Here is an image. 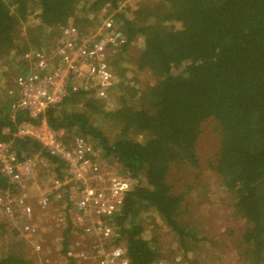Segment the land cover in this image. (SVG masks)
I'll return each instance as SVG.
<instances>
[{"label":"trees","instance_id":"1","mask_svg":"<svg viewBox=\"0 0 264 264\" xmlns=\"http://www.w3.org/2000/svg\"><path fill=\"white\" fill-rule=\"evenodd\" d=\"M123 1L0 0V63L13 52L27 51L17 47L15 33L30 15L37 14V31L45 32L79 23L91 27L96 17H87L104 10L102 18L111 16L125 38L108 57L116 90L105 100L87 97L84 90L72 92L61 105L47 109L44 120L50 129L93 138L94 148L117 164L121 176L136 180L108 218L115 230L113 243H124L129 264H155L160 255L142 237L140 219L147 213L158 217L184 249L186 239L200 242L182 220L184 212H191L184 208L185 194L171 184V172L199 168V134L212 122L217 149L205 168L234 195L235 213L245 223V261L264 264V0H153L131 16L127 7L118 10ZM9 64L22 67L20 74L32 68L21 57ZM145 71L153 80L141 89L136 76ZM5 94L9 99L0 101V142H11L19 158L43 155L60 177L64 162L46 155L37 141L15 138L18 126L29 120L23 111L13 110L14 98ZM107 101L115 103L112 110H105ZM94 114L103 116L111 133L91 123ZM184 187L186 194L199 193L198 183ZM7 188L0 176V194ZM2 227L4 223L0 237ZM65 228L69 233L70 226ZM11 230L20 241H12L15 249L0 264H31L21 251L25 238Z\"/></svg>","mask_w":264,"mask_h":264},{"label":"built area","instance_id":"2","mask_svg":"<svg viewBox=\"0 0 264 264\" xmlns=\"http://www.w3.org/2000/svg\"><path fill=\"white\" fill-rule=\"evenodd\" d=\"M94 28L99 29L98 35L93 28L61 27L51 51L25 52L21 59L32 68L17 75L7 90L15 101L13 110L23 111L29 120L18 126L15 138L37 141L46 155L65 164L63 176H45L38 185V169L49 167L44 156L37 153L19 158L11 142H0V176L8 183L0 197V213L6 222L16 224L17 229L12 228L24 240L38 238L32 250L43 258V264L48 259L42 253L36 211L47 212L51 202L64 194L70 202L66 223L88 245L84 250L69 248L66 257L81 263L129 264L125 249L113 243L115 230L108 218L120 208L123 193L136 180L109 175L97 161L93 146L82 138L66 141L62 131L50 129L43 118L47 109L61 105L72 92L84 90L98 100L110 95L114 84L108 57L125 38L111 16H101Z\"/></svg>","mask_w":264,"mask_h":264},{"label":"rangeland","instance_id":"3","mask_svg":"<svg viewBox=\"0 0 264 264\" xmlns=\"http://www.w3.org/2000/svg\"><path fill=\"white\" fill-rule=\"evenodd\" d=\"M10 1V0H9ZM152 3L153 0H124L119 4L118 10H124L126 7L129 9L127 12L130 16L132 12L145 3ZM147 4V3H146ZM88 8V6H86ZM104 10H101L98 14H91L88 19H92L95 15L96 20L92 21V26L88 28H81L87 23H79L77 28L82 30H90L93 28V34L99 33L98 28H94L98 22V19L102 16ZM114 13V12H112ZM37 14L30 15L26 22H22L16 30L15 44L17 47H25L26 52L34 51H51L55 44V38L59 31L57 29H50L45 32L37 31L35 25L38 24L36 19ZM84 11H79L78 16L82 18ZM93 15V16H92ZM72 23V20L70 21ZM95 23V24H93ZM85 27V26H84ZM92 34V35H93ZM139 42V41H138ZM140 44V42H139ZM15 53V54H14ZM24 54V53H23ZM20 51L9 54L7 58H4L0 63V101L9 99L5 93L12 86V82L17 75L22 71V67L19 68L16 65L9 64L10 61L15 60L20 62ZM8 64L7 66H3ZM24 68V66H23ZM146 73L135 74L138 79L137 87L144 88L147 84L151 83L153 77L150 76L149 71ZM114 81V78H113ZM120 81V80H119ZM113 84H115L113 82ZM114 85L112 86L113 90ZM115 89V88H114ZM116 90V89H115ZM114 90V91H115ZM113 91V94H114ZM87 97H91L88 95ZM93 98V97H92ZM13 100V99H12ZM115 104V103H114ZM113 102L107 101L105 104V110H112L115 105ZM79 110H82L83 104L80 102ZM91 123L98 126L104 133L109 134L108 125L105 124L103 116L92 115L90 119ZM64 138L67 135L73 142L76 138L84 139L91 147H95V140L87 136L85 138L71 133H64ZM108 138L112 139L109 135ZM142 137H137L136 141H142ZM217 149V136L214 130L212 122L206 123L201 128L199 134V141L197 144V156L200 161L199 168L185 167L179 170L176 168L171 172V184L181 193L185 194L184 208L187 207L191 213H183L182 220L189 222L188 230L199 241L193 242L190 239H186L187 247L184 249L178 240V237L168 229L161 221L153 214L147 213L140 219V224L143 228L142 237L147 240L151 246H155L160 258L155 264H248L245 259L248 255H244L241 235L244 230V220L237 215L234 210V195L231 192L226 191L222 185L216 179V176L205 168V161L208 156H213ZM97 161L101 163L102 170L106 171L111 176H121L120 170L116 163H113L109 158H103V155L99 149L96 148ZM53 167L49 165L47 169H38L36 182L38 185L44 183V177L53 174ZM63 176V173L62 175ZM196 178L198 181H195ZM191 184L195 187L198 183L199 193L196 191L188 192L184 184ZM133 184V181H132ZM34 195V194H33ZM2 194H0V197ZM67 200L63 197L54 203H51L47 212L40 213L36 211V218L39 223V239L42 243L44 256H47V264H93L91 262H73L68 259L64 253L67 249H86L88 245L86 240L82 238L76 231L69 230L66 233L67 223L66 214ZM43 214V215H42ZM3 216L0 214V223H4L5 227H2L4 232L0 237V258L13 249L14 240L20 238L14 237L11 227H16L14 223H8L3 220ZM47 230V231H46ZM44 234L42 238V234ZM45 231V232H44ZM66 233V234H65ZM20 241V240H19ZM21 247V251L24 254V258L31 261V264H43V258H39L38 255L33 253V250L37 243L38 238L33 237L30 240L26 239ZM124 248V243H119ZM45 264V263H44ZM263 264V263H261Z\"/></svg>","mask_w":264,"mask_h":264},{"label":"clouds","instance_id":"4","mask_svg":"<svg viewBox=\"0 0 264 264\" xmlns=\"http://www.w3.org/2000/svg\"><path fill=\"white\" fill-rule=\"evenodd\" d=\"M54 47V46H53ZM11 88V87H10ZM44 118V117H43ZM44 122H45V120H44ZM38 123V122H37ZM46 124V123H45ZM53 130V129H52ZM56 131V130H55ZM61 131V130H60ZM56 176V175H55ZM61 177V176H60ZM59 177V178H60ZM3 194V193H2ZM62 199V198H61ZM54 201H52L51 203H53ZM36 211V210H35ZM4 218V217H3ZM41 234H42V238H43V236H44V233H43V231L41 232Z\"/></svg>","mask_w":264,"mask_h":264},{"label":"crops","instance_id":"5","mask_svg":"<svg viewBox=\"0 0 264 264\" xmlns=\"http://www.w3.org/2000/svg\"><path fill=\"white\" fill-rule=\"evenodd\" d=\"M54 202H56V201H54ZM3 220H5V219H3ZM5 222H6V220H5ZM47 231V230H46ZM45 232V231H44ZM44 234H47V232H45Z\"/></svg>","mask_w":264,"mask_h":264}]
</instances>
